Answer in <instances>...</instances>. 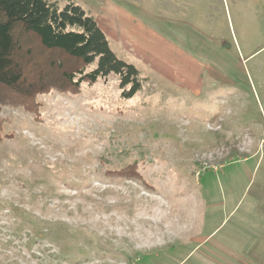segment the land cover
Masks as SVG:
<instances>
[{
    "label": "rangeland",
    "instance_id": "obj_1",
    "mask_svg": "<svg viewBox=\"0 0 264 264\" xmlns=\"http://www.w3.org/2000/svg\"><path fill=\"white\" fill-rule=\"evenodd\" d=\"M73 1L141 89L0 107V264H264V0Z\"/></svg>",
    "mask_w": 264,
    "mask_h": 264
},
{
    "label": "trees",
    "instance_id": "obj_2",
    "mask_svg": "<svg viewBox=\"0 0 264 264\" xmlns=\"http://www.w3.org/2000/svg\"><path fill=\"white\" fill-rule=\"evenodd\" d=\"M111 75L121 98L141 89L139 71L114 54L95 18L73 0H0V107L38 117L37 96L78 93L82 83ZM109 173L137 176L134 164Z\"/></svg>",
    "mask_w": 264,
    "mask_h": 264
},
{
    "label": "crops",
    "instance_id": "obj_3",
    "mask_svg": "<svg viewBox=\"0 0 264 264\" xmlns=\"http://www.w3.org/2000/svg\"><path fill=\"white\" fill-rule=\"evenodd\" d=\"M128 30H124V28L122 29H118L117 28V33L122 37V42H126V40L128 39V38H132V34H130L129 32H127ZM107 38L109 39V37L107 36ZM118 40H120L119 38H118ZM110 41V40H109ZM166 53V52H165ZM165 62V61H164ZM165 64H166V67L164 68L165 69V71H164V73H166L167 75H171V73H179L178 71L176 72L175 70H173V68H171L170 66H171V64H167L166 62H165ZM179 75V74H178ZM180 79H183V77H182V75L180 74ZM166 78V77H165ZM186 79V78H185ZM184 80V79H183ZM189 83V82H188ZM190 84V83H189ZM190 86L191 87H193V88H197V86L196 85H191L190 84Z\"/></svg>",
    "mask_w": 264,
    "mask_h": 264
}]
</instances>
